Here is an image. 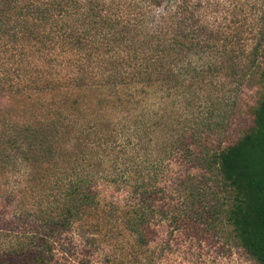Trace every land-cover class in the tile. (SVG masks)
Returning <instances> with one entry per match:
<instances>
[{
    "label": "rangeland",
    "instance_id": "374dc122",
    "mask_svg": "<svg viewBox=\"0 0 264 264\" xmlns=\"http://www.w3.org/2000/svg\"><path fill=\"white\" fill-rule=\"evenodd\" d=\"M194 1L203 23L217 30L216 50L192 58L218 60L210 84L185 83L168 92L137 83L131 90L141 102L116 106L104 101L114 89L101 81L113 74V58L126 53L122 46L111 54L106 46L96 49L95 41L86 59L61 35L58 16L0 10L7 20L0 27V226L21 213L49 210L62 198L75 164L91 178L97 200L63 234L67 249L56 248L64 253L54 264H260L228 219L231 187L206 194L202 205L218 202L220 212L199 227L188 226L185 217L171 222L173 214L193 210L191 186L203 195L217 186L200 153L220 152L248 133L264 95V0ZM118 89L126 96L122 84ZM196 128L201 136H180ZM178 139L185 148L177 152ZM100 142L109 145L107 152ZM153 168L158 190L149 207V241L140 245L125 221L142 208L135 189L139 172L148 179Z\"/></svg>",
    "mask_w": 264,
    "mask_h": 264
},
{
    "label": "trees",
    "instance_id": "16d2710c",
    "mask_svg": "<svg viewBox=\"0 0 264 264\" xmlns=\"http://www.w3.org/2000/svg\"><path fill=\"white\" fill-rule=\"evenodd\" d=\"M0 2V10L5 9L11 12L10 15L18 17L20 14L29 17L33 12H38L43 18L58 16L62 20L61 35L72 42L86 59H90L95 41L96 49L106 46V53L111 54L122 46L126 53L113 58V74L101 81V85L114 89L104 96V101L110 105L141 102L131 90L137 91V83H142L143 87L156 84L168 92L184 87L185 83L210 84L208 79L218 65L217 59L211 60L209 57L202 56L197 63L192 59L194 53L212 54L216 50L215 43L218 42L214 41L217 30L213 33L203 23V19L197 15L200 3L194 0H131L129 4L123 1L116 6L114 0ZM126 5L128 7H124ZM121 6L125 8L127 15L122 14ZM6 21L0 18V27ZM111 42L118 45L111 46ZM120 53L121 51L118 52ZM203 58L207 59L198 63ZM233 62L237 63L235 60ZM118 64L121 70H118ZM261 75L264 81V69ZM120 84L124 86L126 96L121 95L118 89ZM189 101L193 104L196 98L192 96ZM210 111L213 114L214 111ZM226 111L221 109L219 113L225 117L228 113ZM188 133L189 136L202 135L197 129L182 132L180 136ZM103 143L100 142V150L105 153L109 145ZM175 147L177 152L184 149L185 141L178 139ZM203 151L198 158L202 165H207L209 178L217 186L215 189L212 186L204 195L199 190H194L196 186H191L189 197L193 210L173 214L171 222L177 224L185 217L188 226L199 227V223L212 219V215L218 210V202L209 204L211 201H205L209 204L207 208L204 206L207 204L202 205L206 194L218 189L220 185L223 188L231 187L233 203L228 210V219L234 226L240 244L260 264H264V95L255 110V125L248 133L220 152L211 153L208 149ZM166 158L167 156L163 160ZM163 160L157 163L160 165ZM71 171L73 175L64 188L62 198L54 202L49 210L35 214L21 213L17 221H9L7 226H0V264H54L57 253H64L56 251L57 247L67 249L64 245L68 242L62 238L63 234L70 230L76 216L82 215L88 206L97 203L92 194L91 178L77 164ZM153 171L148 179L143 178L141 171L139 172L135 189L141 193L142 208L127 216L125 221L140 245L149 241V207L158 190L155 181L159 172L156 168ZM59 181L62 183L59 179L56 183Z\"/></svg>",
    "mask_w": 264,
    "mask_h": 264
}]
</instances>
